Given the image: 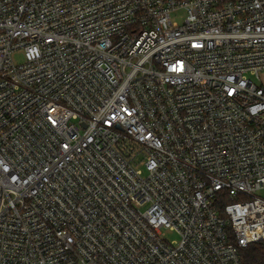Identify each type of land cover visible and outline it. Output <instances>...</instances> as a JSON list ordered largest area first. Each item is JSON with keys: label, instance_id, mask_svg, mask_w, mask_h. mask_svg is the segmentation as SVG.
Wrapping results in <instances>:
<instances>
[{"label": "built area", "instance_id": "2783aa9c", "mask_svg": "<svg viewBox=\"0 0 264 264\" xmlns=\"http://www.w3.org/2000/svg\"><path fill=\"white\" fill-rule=\"evenodd\" d=\"M261 189L264 0H0V264H244Z\"/></svg>", "mask_w": 264, "mask_h": 264}, {"label": "trees", "instance_id": "16d2710c", "mask_svg": "<svg viewBox=\"0 0 264 264\" xmlns=\"http://www.w3.org/2000/svg\"><path fill=\"white\" fill-rule=\"evenodd\" d=\"M244 264H257L264 260V249L261 245H250L241 251Z\"/></svg>", "mask_w": 264, "mask_h": 264}, {"label": "rangeland", "instance_id": "374dc122", "mask_svg": "<svg viewBox=\"0 0 264 264\" xmlns=\"http://www.w3.org/2000/svg\"><path fill=\"white\" fill-rule=\"evenodd\" d=\"M14 60H15L16 62H21V61L23 60V56H22V54H16L15 57H14ZM254 195H255L256 197H259V198L264 199V189H261V190L256 191V192L254 193ZM143 210H144V209H143Z\"/></svg>", "mask_w": 264, "mask_h": 264}]
</instances>
